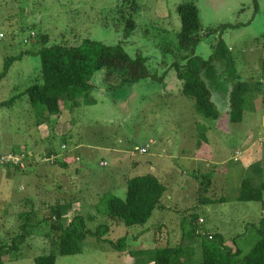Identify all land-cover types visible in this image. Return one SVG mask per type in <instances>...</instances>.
<instances>
[{
  "label": "rangeland",
  "instance_id": "rangeland-1",
  "mask_svg": "<svg viewBox=\"0 0 264 264\" xmlns=\"http://www.w3.org/2000/svg\"><path fill=\"white\" fill-rule=\"evenodd\" d=\"M263 1L0 0V18L3 17L0 72L4 59L23 55L0 82V101L16 96L37 80L38 57L23 53L36 47L33 41L42 34L51 43L64 42L71 46H78L84 40L106 46L121 43L129 56L146 58L148 68L160 77L159 81L125 84L120 77L122 73L104 81L106 75L97 72L92 78L95 89L90 97L81 98L76 108L61 109L59 116H50L48 121L32 112L25 97L9 108H0V156L23 152L28 162L24 170L0 168L3 239L8 240L18 231L17 214L30 207L25 203L27 200L33 202L38 219L47 217L49 205L57 198L73 200L71 210L65 215L67 220L80 214L87 228L94 230L106 222L107 195L123 200L128 179L153 175L162 185H171L167 187V199L163 198L164 209L155 210L142 227L112 225L106 239L126 237L129 250L147 251L155 247L157 234V242L162 245L181 242L182 247L197 249L200 239L179 241L182 218L196 213L199 234L217 232L233 251L238 249L247 254L258 240V224L264 217V194L262 203H240L233 198L241 178L249 176L239 166L241 152L248 143L258 140V135L264 138V75L260 68L264 58ZM181 3L195 4L205 30L203 41L195 49L196 56L207 59L219 38L228 48V69L222 71L223 66L214 62L211 73L204 78L213 105H220L226 99L224 79L232 76L233 70L241 81L256 85L242 121L228 125L232 130L230 135H213L205 127L213 129L217 122L197 115L193 100L180 95L181 85L171 65L176 61L173 53L180 28L176 7ZM127 12L136 27L124 38L125 22L121 18ZM222 24L237 26L221 35L217 28ZM212 30L217 32L209 36ZM164 45L170 53L162 51ZM227 74L230 76L226 77ZM103 88L105 91H101ZM39 119L44 122L37 124ZM208 137L213 138L208 141ZM74 146L80 151L83 169L70 174L58 164L61 155ZM143 148L147 155L136 154ZM116 151L120 152L118 157ZM48 152L51 162L44 160ZM194 158L204 159L206 163L196 161V168L192 169L190 161ZM259 158L262 168L264 153ZM100 160L106 165L99 164ZM145 160L152 162L154 170L132 164ZM259 177L264 180V173L260 172ZM225 182H230L229 186H224ZM76 198L83 200L80 206L74 204ZM197 198L226 201L200 207ZM49 231V225L41 223L18 251L1 258V264H33L35 257L48 255L50 245L44 234ZM201 260V253H195L192 264H201ZM55 264H133V259L107 243L87 237L79 254L56 255Z\"/></svg>",
  "mask_w": 264,
  "mask_h": 264
},
{
  "label": "trees",
  "instance_id": "trees-1",
  "mask_svg": "<svg viewBox=\"0 0 264 264\" xmlns=\"http://www.w3.org/2000/svg\"><path fill=\"white\" fill-rule=\"evenodd\" d=\"M264 13V1L263 10ZM179 17L180 28L176 34L177 47L173 53L176 61L171 65L175 72V78L180 82V94L193 100L195 113L207 120H217L219 113L210 101V90L205 83L213 68V63L223 66L226 71L230 66V58L227 56L228 48L224 41L219 38L215 42L211 55L202 59L195 55V49L203 41L205 30L199 20L198 10L194 3H181L176 7ZM124 20V35L128 37L136 27L129 12L121 18ZM237 25L222 24L217 28L220 33L235 29ZM212 30L210 35L216 34ZM207 36V34H206ZM205 36V37H206ZM33 46L23 54L34 55L39 59V75L34 84L18 93L8 100L0 101V108L11 107L17 99L25 97L34 114L39 113L44 120L48 121L50 116H59L61 109H73L78 101L84 97H90L94 91L92 84L93 75L104 72L106 78L114 77V74L122 73L125 84H135L143 80L159 81L147 66L146 58L141 55L131 57L123 49L121 43L117 45H102L98 42L84 40L78 46H71L64 42L51 43L46 34L34 40ZM162 51L170 53L167 45L162 46ZM22 54L4 59L3 68L0 72V82L4 79L10 66L22 58ZM229 61V62H228ZM261 73L264 75V58L261 61ZM230 76L229 74L226 77ZM230 86L228 108L229 123H240L243 113L251 94L256 91V85L240 80V76L233 70V75L224 79ZM92 99V98H90ZM92 101L91 103H93ZM44 120H37L42 124ZM24 155L26 153H11ZM50 153L45 156L49 157ZM63 167L64 163H59ZM12 167L6 166L5 168ZM16 168V167H13ZM263 173V172H262ZM207 179V178H206ZM202 185V182L200 183ZM209 185V182H206ZM201 187H205L202 185ZM234 201L240 203L262 202L264 194V181L258 176H245L237 186ZM167 187L162 185L153 175L137 176L126 181L125 198L119 199L114 195H107L104 199L106 222L99 224L94 230L86 226V220L80 215L67 220L66 213L71 210L73 200L59 199L49 205L47 217L37 218L33 202L27 200L25 203L30 207L26 212L17 214L18 231L8 240L0 235V264L1 258L19 250L26 239L33 236L35 229L46 222L49 232L44 234V240L50 245L48 255H40L33 259V264H55L56 255L73 256L81 252L83 241L90 237L97 242L107 243L118 253L127 254L133 259V264H192L195 253H201V264H264V217L260 220L257 234L258 240L245 255L238 249L232 250L225 245L222 235L199 234L196 223L198 216L191 213L181 220V238L200 239L198 248L194 246L182 247L181 242L173 246L157 242L151 250H129L126 237L114 241L106 239L112 225L130 227H142L151 218L152 213L164 208L163 198ZM225 198L213 201L224 202ZM189 210V209H188ZM185 211V210H184ZM187 210L185 211V213ZM187 224V225H186ZM234 243V240H233ZM48 250V251H49Z\"/></svg>",
  "mask_w": 264,
  "mask_h": 264
},
{
  "label": "crops",
  "instance_id": "crops-1",
  "mask_svg": "<svg viewBox=\"0 0 264 264\" xmlns=\"http://www.w3.org/2000/svg\"><path fill=\"white\" fill-rule=\"evenodd\" d=\"M3 17H1L0 19H2ZM3 21L1 20L0 23H2ZM211 55V54H210ZM209 55V56H210ZM103 72V71H101ZM104 73V72H103ZM226 90L228 91V93L226 94V99L222 101V104L218 105V104H215V107L217 109L220 110L221 114H219L217 120H215L214 122H217V124H214L213 126V129H208L207 127H205L208 131H211L213 132V135H221V136H227V135H230L232 130L230 128V126L228 127V125H230L229 121H228V111H229V104H228V101H229V92H230V86L228 85L226 87ZM98 91H100V89H98ZM101 91H105V89H101ZM102 93V92H101ZM181 95V94H180ZM182 96V95H181ZM96 103V102H95ZM94 104V102L92 103ZM259 136V139L258 140H255V142H252V143H248L247 146L244 148V150L241 152V158H240V162H239V166H242L244 167V169L246 170V172L248 173L249 176H252V177H255V176H258L260 175V172L264 173V167L261 168V159L259 158V156L264 153V138L261 137V135H258ZM213 137H208V141L210 139H212ZM205 141L206 140V136L204 138ZM207 143V142H206ZM205 145V144H204ZM79 147V146H78ZM77 147H70L68 148L69 151L64 153L63 155H61V159L59 160V163H64L65 165L63 166V168L65 167L66 171L69 172L70 174L71 173H77L78 171L81 172L82 171V167L80 166L81 165V156L79 155L80 154V151L78 149H76ZM89 149H93L92 148H89ZM144 149V148H143ZM145 150V149H144ZM203 150V149H202ZM235 153H237V149H234L233 150ZM49 153V152H48ZM148 151L145 150V153L144 154H140L139 151L136 152V154L140 155V156H144V155H147ZM115 155H120V152H115L114 153ZM51 155V154H50ZM75 160H79V162H75ZM118 160V158H117ZM199 161L201 164L203 163H206V161L204 159L202 160H197L196 158L192 159L190 162L192 163V169H195L196 168V163ZM104 160H100V163H103ZM132 164L135 166V167H140V166H143L144 168H147V169H153V164L150 160L148 161H143V163H136V162H132ZM156 165V164H155ZM240 179V178H239ZM264 181V180H262ZM235 183V182H234ZM238 183V182H237ZM1 184V183H0ZM230 182H225V185L227 187V185L229 186ZM171 185L169 186H166V187H170ZM238 186V185H236ZM168 190V188H167ZM225 190V189H223ZM222 190V192H223ZM204 191V189H203ZM167 194L168 192H166L165 196L166 197L165 199H167ZM221 199V198H219ZM83 200L81 198H76L74 200V204L75 205H79V203H81ZM196 202L201 206H207V205H210L211 202H213V199H200V198H197ZM262 203V202H261ZM262 205H264V203H262ZM80 206V205H79ZM164 209V208H163ZM162 209V210H163ZM198 209V208H197ZM264 210V208L262 209ZM263 213H261L262 215ZM2 220V219H1ZM201 220H199L200 222ZM260 222V221H259ZM201 223V222H200ZM205 224V217H204V223ZM259 225V224H258ZM204 226V225H203ZM205 231V230H204ZM217 233V232H215ZM202 234H214L213 233H209V232H202ZM225 245L227 246V244L225 243ZM199 245H197L198 247ZM228 247V246H227ZM229 248V247H228Z\"/></svg>",
  "mask_w": 264,
  "mask_h": 264
},
{
  "label": "built area",
  "instance_id": "built-area-1",
  "mask_svg": "<svg viewBox=\"0 0 264 264\" xmlns=\"http://www.w3.org/2000/svg\"><path fill=\"white\" fill-rule=\"evenodd\" d=\"M31 36L33 37V35H31ZM2 38H3V35L0 33V39H2ZM24 43H26V42L24 41ZM139 153L144 154L145 150L140 149ZM236 155H238V154L236 153ZM44 160L50 161V162L52 161L51 156L46 157V159H44ZM27 163H26V156H24L23 154L19 156V155H14V154L8 153V154H3L2 156H0V168H5L6 166H12V167H16V168L18 167L20 170H24L26 168ZM101 165L105 166L106 164L103 162V163H101Z\"/></svg>",
  "mask_w": 264,
  "mask_h": 264
}]
</instances>
